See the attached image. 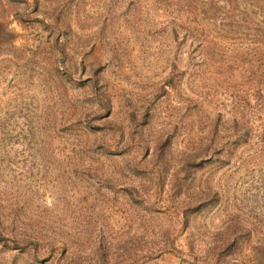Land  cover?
I'll list each match as a JSON object with an SVG mask.
<instances>
[{"label":"rangeland","instance_id":"rangeland-1","mask_svg":"<svg viewBox=\"0 0 264 264\" xmlns=\"http://www.w3.org/2000/svg\"><path fill=\"white\" fill-rule=\"evenodd\" d=\"M262 130L264 0H0V264H264Z\"/></svg>","mask_w":264,"mask_h":264},{"label":"trees","instance_id":"trees-1","mask_svg":"<svg viewBox=\"0 0 264 264\" xmlns=\"http://www.w3.org/2000/svg\"><path fill=\"white\" fill-rule=\"evenodd\" d=\"M235 129H236V137L240 140V142H245L247 140V138L249 137V135L252 133V129L250 127L247 126H241L242 128L238 127L237 122H235ZM264 131L262 130L261 132H258V135H261V137H263L264 135ZM8 241L13 242L14 245L19 244V240L17 239H10L9 237L3 235L2 233H0V242H2L3 244H7Z\"/></svg>","mask_w":264,"mask_h":264}]
</instances>
